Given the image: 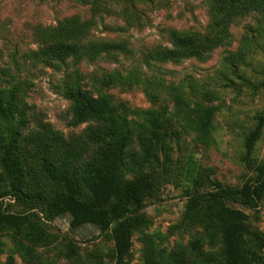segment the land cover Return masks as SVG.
<instances>
[{
	"label": "rangeland",
	"instance_id": "obj_1",
	"mask_svg": "<svg viewBox=\"0 0 264 264\" xmlns=\"http://www.w3.org/2000/svg\"><path fill=\"white\" fill-rule=\"evenodd\" d=\"M74 16L93 21L92 39L119 42L125 49L71 58L56 67L34 59L39 31ZM212 22L210 0H0V88L17 85L22 102L31 106V126L48 124L69 142L86 126L70 125V101L60 89L62 80L75 73L83 87L110 96L120 110H128L129 117H138L143 110L174 117L175 128L182 132L174 157L191 153L201 165L212 168L223 185L239 187L254 176L243 160L245 138L257 116H264V88L259 87L264 78V15L253 10L235 16L219 45L205 58L178 62L150 58L158 45H173L170 29L205 37L212 31ZM177 100L184 105L176 109ZM197 105L214 108L207 142L188 126L198 117ZM252 157L264 162V130ZM33 168L29 162L28 177H37ZM183 187L167 184L159 199L147 202L142 211L145 225L133 234L130 264H145L150 241L167 251L182 243L190 258L198 261L212 250L211 264H224L221 245L210 247L206 232L183 220L187 201ZM0 190H9L7 181ZM42 206L38 199V211ZM0 207L23 210L10 194L0 199ZM244 209L249 227L264 235V197L256 207ZM45 227L54 239L47 246H33L24 235L1 230L0 264H114L111 235L94 225L73 229L65 214L46 221ZM195 238L200 240L197 251L191 247ZM19 240L30 248L18 249ZM249 248L256 258L253 264H264V240L260 244L252 240ZM71 250L74 254L68 256Z\"/></svg>",
	"mask_w": 264,
	"mask_h": 264
},
{
	"label": "trees",
	"instance_id": "obj_2",
	"mask_svg": "<svg viewBox=\"0 0 264 264\" xmlns=\"http://www.w3.org/2000/svg\"><path fill=\"white\" fill-rule=\"evenodd\" d=\"M210 2L213 22L209 35L170 29L173 45H158L150 58L164 62L205 58L219 45L235 16L253 10L264 15V0ZM92 24L91 20L74 16L42 28L33 58L56 67L71 58L98 57L125 49L119 42L92 39ZM259 87L264 88V78ZM60 89L70 101V125L86 124L69 142L48 124L31 126V106L22 102L17 85L0 88V184L7 181L9 185L7 192L0 190V199L10 194L23 206L22 212L0 207V231L11 229L24 235L33 246H47L54 239L45 222L68 214L73 229L92 224L110 234L114 264H130L133 234L145 225L142 211L147 202L159 199L167 184L184 185L187 201L183 220L201 227L210 247L221 245L224 264H253L256 258L250 255V242L260 244L264 235L249 227L244 208L256 207L264 197V162L252 157L263 134V115L257 116L244 143L243 160L254 171L253 178L239 187L226 186L214 178L212 168L201 165L193 154L174 157V145H180L182 133L175 128L174 117L163 118L153 110L129 117L128 110H120L110 96L83 87L75 73L62 80ZM177 104L176 109L184 101L177 100ZM194 110L198 117L189 120L188 126L207 142L214 108L197 105ZM29 162L36 166L32 169L35 178L26 174ZM38 199L43 202L42 212L37 208ZM1 245L0 242V252ZM191 247L199 250L200 240L195 238ZM17 248L30 247L19 240ZM73 254L71 250L67 255ZM214 257L210 250L198 261L190 258L182 243L167 251L153 241L144 256L145 264H211Z\"/></svg>",
	"mask_w": 264,
	"mask_h": 264
}]
</instances>
